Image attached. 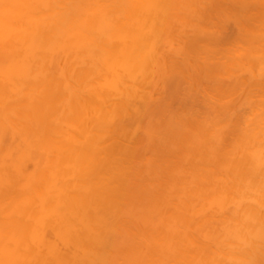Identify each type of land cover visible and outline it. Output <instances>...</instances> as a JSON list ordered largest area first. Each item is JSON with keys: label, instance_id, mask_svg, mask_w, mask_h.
<instances>
[{"label": "bare ground", "instance_id": "bare-ground-1", "mask_svg": "<svg viewBox=\"0 0 264 264\" xmlns=\"http://www.w3.org/2000/svg\"><path fill=\"white\" fill-rule=\"evenodd\" d=\"M0 264H264V0H0Z\"/></svg>", "mask_w": 264, "mask_h": 264}]
</instances>
